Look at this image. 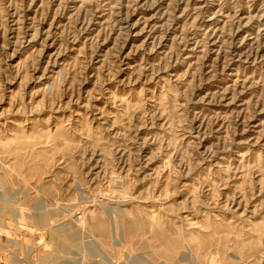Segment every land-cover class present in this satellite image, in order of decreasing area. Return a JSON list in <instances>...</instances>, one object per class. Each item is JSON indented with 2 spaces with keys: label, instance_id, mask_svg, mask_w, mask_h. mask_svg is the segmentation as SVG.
Here are the masks:
<instances>
[{
  "label": "rangeland",
  "instance_id": "rangeland-1",
  "mask_svg": "<svg viewBox=\"0 0 264 264\" xmlns=\"http://www.w3.org/2000/svg\"><path fill=\"white\" fill-rule=\"evenodd\" d=\"M0 235V264H264V0H0Z\"/></svg>",
  "mask_w": 264,
  "mask_h": 264
},
{
  "label": "crops",
  "instance_id": "crops-1",
  "mask_svg": "<svg viewBox=\"0 0 264 264\" xmlns=\"http://www.w3.org/2000/svg\"><path fill=\"white\" fill-rule=\"evenodd\" d=\"M24 226H27V224H25L21 218H19L18 220L15 219L13 221V223H10L9 225H6L5 226V227H7V229H6V231L4 230V233H6V234L8 233L6 236L9 237V238L14 239V241H17V242L18 241H21V242H23L25 240V236H23V240H22L21 238L14 237L13 234H12V232L15 231V228H18L19 229V227H22V229H23ZM6 239L8 240V238H6ZM0 240H2L1 235H0Z\"/></svg>",
  "mask_w": 264,
  "mask_h": 264
},
{
  "label": "bare ground",
  "instance_id": "bare-ground-1",
  "mask_svg": "<svg viewBox=\"0 0 264 264\" xmlns=\"http://www.w3.org/2000/svg\"><path fill=\"white\" fill-rule=\"evenodd\" d=\"M106 258V257H105Z\"/></svg>",
  "mask_w": 264,
  "mask_h": 264
}]
</instances>
